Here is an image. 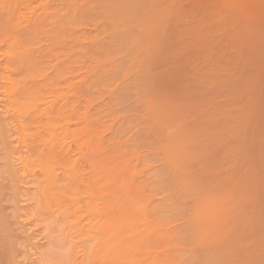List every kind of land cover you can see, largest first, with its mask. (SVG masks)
I'll return each instance as SVG.
<instances>
[{
	"label": "rangeland",
	"instance_id": "1",
	"mask_svg": "<svg viewBox=\"0 0 264 264\" xmlns=\"http://www.w3.org/2000/svg\"><path fill=\"white\" fill-rule=\"evenodd\" d=\"M44 1L46 0H31V6H36L37 3L39 4ZM142 1V7L139 6L142 4L140 3L141 1H138V6L140 8L147 7L148 9L146 10H150V13L153 12L152 17L154 16L157 19H161L160 16L164 15V18L167 16V19L170 21L171 31L169 33L168 30L170 29H165V27H169V25H164L165 19L163 17L162 20L158 19L159 22L164 20L163 25L165 27L163 28L165 31H168V33L166 34V32L163 31L162 35L160 32L159 35L161 34L162 37L156 33V38L159 36L156 43L154 42L155 36L152 37L153 34H151L155 32L150 30L151 33L149 34V38H152L154 44H151L152 41L149 40L147 35L146 39L149 41L145 40L144 37L141 38L145 35L144 33L141 35V31H139L142 21L139 23V19H137L138 22L136 23L134 16L137 14L135 13V15L132 16L134 12L137 11L132 12L133 14L131 13V16L128 14L129 17H122L120 14L112 12L113 10L106 11V7L105 11H103L100 8L101 2L94 4L91 3L92 0H81L77 3L80 5L77 7L78 11H75V15L70 12L73 17L68 16V20L64 19L67 25L73 24L77 26L78 24L82 30L86 29L85 31H88L89 35L96 34V36L93 35L95 38L99 33H96V29L102 27L101 25L104 22L109 23L108 25L105 24L107 30L104 29L105 32L102 31V34H104H101V37L99 36L100 39L97 37L96 41H94V37L92 38L90 36L95 42L91 41L93 42L92 44H90L89 40H91V38H89V35L85 34V36H83L81 32L78 34L79 31L76 32L75 30L76 34H74L73 31L74 36L80 38L79 41H81V44H75L80 43L75 40L74 44L82 45L84 49L79 48L80 46L77 47L73 45L70 52H74V55H72L71 58H74L76 52L79 51L78 49L86 53L87 56L84 55L85 57H88V55L91 57V59L88 57L90 60L84 57L86 61H81L85 64L83 63L80 69V64H78V62L80 59L83 60V56L80 54V56H82L80 58L78 55L81 50L77 52V56L80 59L76 63L81 71L78 74L75 73V79L78 81L85 75L93 79L92 72L95 74V76L93 75L95 79L98 76L96 81H94L95 79H91L92 81H89L90 79L87 80V88L89 89L87 90L88 92L94 93L96 98L93 97L92 100H98L99 102L93 105V109L99 108L100 106V108H103L105 105L109 106L113 103L112 107H117L121 115L119 119L115 121L114 125L116 124L115 126L119 128L118 124H121L120 127L122 126V129L126 128L124 124H129L128 126L130 127L128 128L127 126L128 130L126 128V134L122 137L123 144L120 147V151L116 153L118 158L113 162H105L97 166L98 176L96 180L100 182L97 186L105 193L104 202L112 204V202L118 201L121 203L119 211L111 210L109 215L115 216V219L120 216L121 222L110 223L111 225L109 228L105 230L101 229L100 231L95 230L88 232L83 228L81 232L83 234L81 236L85 237L86 240L90 242V246L86 244L84 251H92L93 247L102 239V246L105 249L110 248L108 246L112 245V243L122 246V251L119 254L116 256L112 255L110 258L107 257L106 259L108 261L111 258H115V262L119 260V264L122 262L124 264H129L126 258L127 255L129 257L132 255L133 261L136 264H219L218 262L221 261V263H224V260L221 259V261H219L216 259V256H218L217 250H219V247L225 245L226 252L224 251V255L228 258V264L231 259L234 260L235 258L237 259V257L240 258V256L242 258H246L247 256L250 257H247L246 263L244 262L245 258L242 259L245 264H264V0ZM16 2V6L19 7L17 9L22 10L21 8H23L25 0H16ZM135 4V7H137V3ZM11 5L12 2H10V0L6 1L4 5H0V39L3 40L1 50H4L3 56L0 55V73L4 71L1 69L2 57L3 62L8 63V60H10L12 56V53L7 48L10 31L8 28L2 27V25L5 26L7 24V22L3 21L2 15L4 11L8 10V8L10 9ZM134 5L132 7H134ZM91 11L92 13H95V11L98 13L101 12V14L100 16L97 15V18L92 15L88 18L86 12L89 15ZM77 12L78 14H76ZM67 14L65 15L67 16ZM30 16L31 20L29 24L22 29L23 31H20L21 38H25L24 42H26L25 44L23 43L24 45L20 48L21 54L24 56L25 60H23L24 58L22 59L23 63H20V66H18L19 70L18 67H16L17 75H15L13 79L20 81L21 84L22 81V83L26 81L24 80L25 78L29 81L28 78L35 73H39L42 76V73L44 75V72L46 73L48 70V74L46 73L44 77L48 75L47 77H57L60 80L63 79L67 75L64 71L59 72L57 75L55 71H53L55 68L52 67V65L56 63V59L52 60L49 65L48 63L50 61H48L46 59L47 56L42 53H44V51L46 52L48 44L54 42H51L49 38H52V40L59 39L60 42V38H63L61 36H66V34L61 35L62 32H65L62 30L65 27L62 26L66 24L63 23L62 25V23H60L62 29L59 26L55 27V22H60L59 16H57L59 17L57 19L55 16L51 17L50 14L44 15V13ZM63 16L61 17L63 18ZM143 17L146 18L145 16ZM123 18L125 20L127 19V23ZM167 19L166 22L168 23ZM62 20L63 19H61V21ZM153 20H155V18H153ZM53 24L54 26H52ZM137 24L139 25L136 29ZM155 24L151 25L154 26ZM43 25L44 27L42 28ZM144 27L141 26L140 28L141 30L143 28V31L146 30L145 32H147L149 29H145L146 27ZM154 27H152V30L157 28ZM72 28L74 29L73 26ZM76 30H78V27ZM91 30H93V33ZM157 30L158 29H155V31ZM43 31L47 33L46 36H44L46 39L42 37ZM34 33L36 34L35 36H33ZM164 33L165 35L170 34V37L165 36ZM138 36L141 38H139L140 41L143 39L142 43L143 45L146 44V46L144 45L140 48L139 46H135L137 44H135V42L138 41ZM31 37H35L36 40H29ZM68 38L72 39L73 37L70 35ZM106 38L108 39L106 40ZM27 39L28 41H26ZM65 40H68L67 36L64 37V41L62 40L63 44L57 41L60 45H58L57 42V45H54V43L53 45L62 47L66 42ZM144 40L147 43H144ZM70 41L69 43L66 42L69 44V48L71 44ZM138 43L141 42L138 41ZM65 46L66 44L63 47ZM144 47H146L145 50ZM62 48L61 50H63ZM65 49L67 50V48ZM61 50L60 52H62ZM138 51L147 53H141L139 55ZM70 52L67 53L69 54ZM65 53L64 55L67 54ZM136 53L140 57H138ZM43 56H45V58ZM58 57L61 58V62L58 61L65 66V59L62 62V58L64 57H62L61 53ZM141 58H145L146 61L143 59L140 60ZM73 61L75 62V60ZM66 63L68 64V62ZM138 63H141L139 64L140 66ZM26 65L27 67H25ZM85 65H88V67ZM46 68L50 69L46 70ZM124 73L127 74L124 75ZM39 74L37 75L39 76ZM89 74H91V76H89ZM38 76H35L36 79ZM46 78L42 76V82H44ZM37 80H40V78ZM37 80H35V82H37ZM26 83L27 85L25 86L29 87H27V90L25 89L24 99L22 98L23 100H20H22L23 103H27L30 108V106L35 103L32 99L38 94L34 90V88H36V86H34V81L30 80ZM31 84L34 85L30 86ZM31 88H33V90ZM10 90L11 86L7 83H2L0 80V92H9ZM57 90L60 94L63 93L66 90L64 84L61 83L56 87L55 91ZM103 92L107 93L104 94ZM121 96L122 99H119ZM11 100L10 105H13L16 100L14 102ZM101 103L105 105L103 106ZM4 104L5 100H0V105L4 106ZM10 107L8 106V110ZM31 109H33V107ZM33 112L32 110V113L29 112L25 117L26 126L24 125L25 132H23L22 140L26 142H30V136L33 133L32 128H27L28 121H30L29 118ZM6 116H8V113H6ZM1 117L0 115V118ZM2 118L4 119V117ZM148 121H150V123ZM59 122L60 124H64L61 120ZM34 124L36 125V123ZM106 124L109 125L111 122H107L106 120L105 125ZM154 125L156 127H154ZM117 127L113 128L116 129ZM1 139L2 138H0V140ZM2 140V143L0 142L1 144L5 142L4 139ZM7 141V144L11 142L10 140ZM7 144L6 146L8 148L11 144ZM3 147L0 146V149ZM224 151L229 155L226 156L225 154L226 158L222 154ZM234 152L238 153L239 159L230 157ZM35 154L36 157L31 153L26 157L24 156L20 164L16 165L17 168L15 167L16 161L13 158L12 160L14 161H11L13 164L10 162V165H14L11 166L14 170L10 167L12 172H15V168L18 169V172H15V174L13 172V174H17L16 176L19 177V180L16 178L18 181H15L16 185L14 189L17 188L16 193L15 190L13 191L16 194L14 196L15 199L13 198L12 202L8 203H12V206L7 209L10 215L9 221L14 220V217L16 218L17 215L18 218L20 216L19 220L22 217L24 220L23 224H27L26 226L24 225L26 231L24 230L21 235L25 237V234H27V236L33 234L32 238L36 237L37 239L33 241L30 240V244L32 243L35 250L31 249L32 246L28 249L31 250V252L24 249L26 252H29V256L32 258L28 257V252L26 255L24 251L21 252L22 254L20 253L21 255L19 254L17 261L20 260L21 262L19 261L18 263H23V260L27 264H29L28 262L31 264L33 260L35 262H33V264H66L64 255H66L69 245L67 235H65V233L61 234V218L59 217L62 216L58 215L60 213L63 215L62 212L64 211L60 209L61 211L59 212V210H57L58 207L54 205L55 208L52 206V209H56L55 211H50L51 209H48L49 206L47 203L51 204V196L57 193V190L49 189V180H51L53 174L44 172L46 171L45 166L43 163L41 166L38 164V154L37 152ZM221 155L225 159H221ZM130 156H140L139 158H143V160L146 156H151L150 158L155 157V160L149 161L148 163L140 159L138 161L134 159L133 161H129L127 158H130ZM150 158L149 160H151ZM166 158L168 159L166 160ZM0 163L2 169H6L4 163ZM182 166H184V168ZM40 169H42V172ZM164 169H166V172ZM223 169L234 174L233 180H231V177L225 179L226 184L223 183V187L226 185V189H228L226 192H230V195L232 191H235V194L229 196L224 202L222 201L224 194L216 190L219 184L221 187L220 182L223 179L220 173ZM85 171L88 172L89 170L86 168ZM228 171H226L227 174L229 173ZM226 172L223 170L222 175H225ZM56 174H59V172ZM183 175L186 177L188 176V178L191 177L190 179L199 177L201 178V183L203 182L207 187H212L211 190H208L210 188L206 189L205 186H200L197 182V185L192 183L193 186L195 185L194 189L198 188L200 190L199 192L194 190V192L203 193V191H205L200 195L202 203L199 206L193 205L191 208L185 206L186 204H190L191 206L192 201L197 202L198 200L196 199L197 196L191 193H189V196H186L188 194L187 190L184 191L186 178ZM249 177H261V181L256 183L257 185H254L251 181L252 179L250 180ZM143 180H147V185L145 186L147 195H143L138 189V185L140 186ZM199 180L200 179H198V181ZM179 181L183 183L181 186ZM187 181L189 182V179H187ZM60 182L61 181L57 179L56 184H60ZM10 186L11 185L7 187ZM83 189H88L92 192L93 189L97 188L92 185L86 186V188H83L81 185H75V187L73 186L70 192H66L67 194L64 196L67 199H73L72 201L77 200V203H79L80 200L83 206L94 199L90 198L91 196L87 197L88 195L86 194L80 195ZM59 194L60 192L58 195ZM150 194L154 195L151 200L148 199V195ZM82 195L85 197L83 198ZM64 196L62 195L65 199ZM72 196L77 199H74V197L72 198ZM184 196L187 199H185ZM236 217L240 218V220H238L239 222L237 221L238 224H236L237 229L235 228L236 230L234 229V231L229 234V237H222L219 227L221 222L229 223ZM191 219H194L193 222ZM189 223H192L190 224L192 225L191 227ZM83 224L84 221L82 225L78 223L76 227L81 228ZM199 228L200 231H197ZM20 230L23 231L22 229H19V231ZM57 230L59 233L56 232ZM19 231L16 230L14 234L16 235ZM198 232H201L202 236H200ZM36 233L37 235H34ZM195 234L203 237L200 238L202 242L198 240L199 243H197L198 241L196 242L195 239L197 243L195 244ZM45 236H47L48 239H46ZM54 236L57 237L56 240H54ZM139 236L144 237L146 242L140 240ZM23 237L22 239H24ZM20 238L21 237L18 239L20 240ZM53 240L54 242H52ZM182 241H184V243ZM192 241L193 244H190ZM167 242H169V244L171 243V250L163 246V244ZM39 249H41V251H39ZM240 251L244 253L243 256L242 254L240 256L237 255ZM150 253L156 254L155 257H153L156 258L155 262L151 260L152 258H142ZM193 257L195 259H191ZM37 258H39L38 262H36ZM164 260H169L170 262L166 263ZM236 261L240 262L241 260L237 259ZM242 261L237 263L244 264ZM237 263H235L234 260L232 264Z\"/></svg>",
	"mask_w": 264,
	"mask_h": 264
},
{
	"label": "bare ground",
	"instance_id": "2",
	"mask_svg": "<svg viewBox=\"0 0 264 264\" xmlns=\"http://www.w3.org/2000/svg\"><path fill=\"white\" fill-rule=\"evenodd\" d=\"M8 1V0H0V5H4L5 2ZM78 1H81V0H46L44 2H40L39 4L37 3L36 6H31V0H25V4L23 5V8H21L22 10H19L17 8H19L17 5V2L16 0H10V2H12V5L10 7V9L8 8V10L4 11V14L2 15V19L4 22H7V24L5 26L2 25V27H6L9 29L10 31V36H9V43H8V46L7 48L9 49V51L12 53V56L10 58V60H8V63H5L3 62V57H2V65H1V69H3L4 71L0 73V80L2 83L4 84H9L11 86V90L9 92H0V100H5V104L4 106L0 105V115L2 117H4V119L0 118V138L2 139H6L4 143L7 144V140H10L11 142H9L8 144H11L8 146H6V144H1L2 143V139L0 140V146L3 147L0 149V162L4 163V165L6 166L5 168L6 169H2V167L0 166V264H25L26 262L22 260L23 263H18L20 260L17 261V257H19V254L21 252H26V250L24 249H30L31 246H32V243L30 244V240L33 241L34 239H36V237L32 238V235L33 234H30V236H27V234H25L26 236L23 237V234L22 232H24V225L26 226L27 223H24V220L21 219L22 221L19 220V218L16 216V218L14 217V220H11L9 221V218H10V215L8 214L7 212V209L12 206V203L11 204H8L10 202H12V199L14 198L15 199V193H16V189H14L15 185H16V180L18 179L19 180V177L14 175L15 172L17 173L18 169H16V165H19L20 162H21V159L25 156H28L30 155V153L32 155H34L36 157V152H37V162L38 164L41 166V164L43 163V165L45 166V170L44 171L45 173H50V174H53V176L51 177V180H49V189H56L57 190V193L55 194H52L51 196V199H52V202L51 204L47 203V205L49 206L48 209L50 211L52 210H56V209H52V206H57L59 210V212L62 210L64 212L63 215L58 214L59 216H62V217H59L61 218V226H60V231H61V234L62 233H65V235H67V240H68V250L66 252V255H64L65 257V263L66 264H119V260L115 262V258H111L110 260H106L107 257L110 258V256L112 255H117L119 254L121 251H122V246H118L116 243H112V245H109L108 249H105L103 246H102V239L101 241H99V243L93 247V250L92 251H84V248L86 247V244L89 245L90 242H88L86 240L85 237H82L81 235L83 233L82 232V229H86V231H100L101 229L102 230H105L106 228H109L110 227V223H120L121 222V217L118 216L117 219H115L114 217L115 216H110L109 213L111 210H116V211H119L120 207H121V203H119L118 201H115V202H112L111 203H106L104 202V196H105V193L100 189V187H98L97 185L100 184L99 180H96V177L98 176V168L97 166L99 165H102L103 163L105 162H113L116 158H118L116 155L117 152L120 151V147L122 146L123 144V140H122V137L126 134V128L129 124H124L126 125V128L125 129H122V126L120 127L121 124H118L119 128L117 126L114 125L115 121L117 119H119V117L121 116L120 113L118 112L119 109L116 107H112L113 103H111L109 106L108 105H105V104H102L104 107L103 108H95L93 109V105L97 102V101H93V97L95 98L94 96V93L92 92H88V88H87V80L90 79L89 77H87L86 75L85 76H82V78H80L78 81L75 79V73H79L81 70V67H82V64L84 62H81V61H86V59L90 60L91 57H85L84 55H86V53H83V51L81 49H84L82 48V45H75V44H81V41L80 38H76L74 36V34H76L77 31L78 34L81 32L83 36H85V34L89 35V32L88 31H84L79 27V25L77 24L76 25H73V24H68L67 25V22L65 23L64 22V19H67L68 20V16H71L73 17V15H75V11L78 9V5L80 4H77ZM137 3V7L136 4L134 3ZM92 0L91 3H94V4H97L99 2H101V6L100 8L105 11V7L107 8L106 11H109V10H113L112 12H115V13H118L120 14L122 17H127L128 14H130L129 16H131V13L134 12V11H137V12H134V14L132 16L135 15V13L137 15L134 16L135 18V22L137 23L139 19V23L142 21V23L140 24L142 27H146L148 24V28L144 27L145 29H149V33L148 31L145 32L146 30L143 31V28L141 30V26L139 27V31H141V35H143V33L145 35H143L141 38L144 37L145 40H148L146 39L147 36L149 38V34L151 33V31L155 32V33H151L153 34L152 37H154L157 33V35H159V33L161 32V34L163 35V31L166 32V34L170 33L171 31V26H170V21L169 19H167V16L166 18H164L165 16L164 15H161V19L158 18L159 20H162L163 18L165 19V24L163 21L159 22V20L156 18V17H152V13H150L149 11L150 10H146L148 9L147 7H143V8H140L142 7L141 5H143V1L142 0ZM138 1L142 4H140L138 6ZM104 3V4H103ZM149 3V2H148ZM169 3V2H168ZM184 3V2H183ZM93 4V6H94ZM106 4V5H105ZM135 4V5H134ZM147 4V3H146ZM109 5V7H108ZM134 5V7H132ZM103 6V7H102ZM161 6V5H160ZM171 6V5H169ZM183 6V5H182ZM181 6V7H182ZM89 8V7H87ZM91 8V7H90ZM104 8V9H103ZM110 8V9H109ZM170 8V7H169ZM135 9V10H134ZM71 10V11H69ZM100 10V11H102ZM167 10V9H166ZM78 11V10H77ZM146 11V12H145ZM148 11V12H147ZM69 12V13H68ZM70 12L73 13V15L70 14ZM39 13H44L45 14H50L51 17L52 16H55L56 19L59 18V21L60 22H57L59 24H57L55 22V27H60V23H65L66 25L62 26V27H65V28H61L63 31L65 32H62L61 35L63 34H66L67 36V39L70 41V48H69V41L68 40H65L66 42L68 43H64V45L66 44L65 47H58L57 46H54V45H57V43L59 42V39L55 40L52 38L50 39L49 37V40L52 42V44H48V46L46 47V52L44 51V53H42L43 55L47 56L46 59L48 61H50L48 64L50 65L51 61L52 60H55V64L52 65V67H54L55 69L53 71H55V74L57 75L59 72L61 71H64L66 75V77H64L63 79H58L57 77L56 78H53V77H47L48 75H46L44 77V75L49 71L48 69L50 68H46V70H48L46 73L44 72V75L42 73V76L43 78H46L44 80V82H42V76L39 74V73H35L34 75L35 76H38L37 74H39L38 78H40V80H37L36 77L33 75V76H30L29 81H34L35 85L34 84H31L30 86H36V88H34V90L37 92V96H34V98L32 100L35 101V103L30 106H28L27 103H23L22 100L24 99V96H25V91L27 90V87L29 86H25L27 85L26 82H29L27 80V78H25L24 80V83L21 82L20 84V81H17L16 79H13V77H15L16 72H17V68L18 66H20V63H23L22 61L25 60L24 56L21 54V51H20V48L21 46H23L26 42H24L25 38H21V30L27 25L29 24L30 20H31V16L30 15H35V14H38ZM69 15H68V14ZM97 13V14H96ZM151 15H150V14ZM67 14V16L65 15ZM78 14V12L76 13ZM88 18L89 16H95L97 18V15L100 16L101 12H96L95 13L91 11V13L89 12V15L88 13L86 12ZM85 14V15H86ZM94 14V15H93ZM96 14V15H95ZM144 14V15H143ZM147 16H146V15ZM149 14V16H148ZM159 14V13H158ZM64 15V16H63ZM59 16V17H57ZM63 16V18L61 17ZM77 16V15H76ZM86 16V17H87ZM115 16V15H114ZM128 16V17H129ZM139 16V17H137ZM143 16H145L146 18H144ZM65 17V18H64ZM67 17V18H66ZM118 17V16H116ZM163 17V18H162ZM102 18V17H101ZM153 18H155V20H153ZM61 19H63L61 21ZM75 19V18H74ZM80 19V18H79ZM111 19V17H110ZM124 19V18H123ZM141 19V20H140ZM156 19H157V22H156ZM166 19L168 20V23L166 22ZM8 20V21H7ZM105 20V19H104ZM119 20V19H118ZM122 20V19H121ZM125 20V19H124ZM130 20V19H129ZM132 20V18H131ZM33 21H36V20H33ZM32 21V22H33ZM58 21V20H56ZM89 21V20H88ZM153 21V22H152ZM125 22L127 23V19L125 20ZM156 24H155V23ZM49 24V22H48ZM57 24V25H56ZM102 24V23H101ZM105 24H109V23H106L104 22L101 26L102 27H99L96 29V33H99L97 34L98 38L99 36L101 37L103 34H102V31L105 32L104 29L107 30V26ZM111 24V23H110ZM145 24V25H144ZM153 24H155L154 26L157 27L155 28L154 26H152ZM169 25V27H165L164 25ZM71 27H70V26ZM131 25V24H130ZM139 24H137L136 26V29L138 27ZM157 25V26H156ZM159 25H163V26H159ZM47 26V25H45ZM54 26V24L52 25ZM67 26V27H66ZM72 26L74 27V29L72 28ZM84 26V25H83ZM159 26V27H158ZM32 27V26H31ZM40 27V26H39ZM44 27V25L42 26V28ZM76 27V28H75ZM78 27V30H76ZM87 27V26H86ZM106 27V28H104ZM127 27V26H126ZM152 27H154L155 29H158L157 31L152 30ZM162 27V28H161ZM167 29L169 28L170 30L168 31H165L164 28ZM30 28V27H29ZM37 28V26H36ZM35 28V29H36ZM49 28V27H47ZM122 28V27H121ZM124 28V27H123ZM27 29V28H26ZM60 29V30H61ZM80 29V30H79ZM89 29V28H87ZM128 29V28H127ZM160 29V30H159ZM33 30V29H32ZM61 30V31H62ZM76 32H75V31ZM82 30V31H81ZM115 30V28H114ZM130 30V29H129ZM151 30V31H150ZM23 31V30H22ZM28 31V30H27ZM40 31V30H38ZM73 31H74V34H73ZM138 31V32H139ZM159 31V32H158ZM45 31H43L42 33V37L46 36V32L44 33ZM85 32V33H84ZM88 32V33H87ZM91 32L93 33V30H91ZM123 32V31H122ZM38 33V32H37ZM109 33V32H108ZM77 34V35H78ZM102 34V35H101ZM140 34V33H139ZM138 34V35H139ZM159 35L162 37V35ZM27 35V34H26ZM36 34L34 33L33 36H35ZM70 35H72V39L68 38ZM94 35V34H93ZM92 34L89 35V38H93L94 36H96V34L93 36ZM139 35V36H141ZM147 35V36H146ZM156 35V36H157ZM165 35V33H164ZM28 36V35H27ZM65 35L64 36H61L63 38H60L61 41L59 42L60 44H63L62 40L64 41V37H66ZM91 36V37H90ZM128 36V35H127ZM138 36V41L139 42H143V39L140 41V37ZM146 36V37H145ZM156 36L154 37L155 39V43H156V40H158L157 38H159V36L156 38ZM165 36H169L170 37V34L169 35H165ZM163 36V37H165ZM76 39H75V38ZM96 37V38H97ZM105 37V36H104ZM133 37V36H131ZM160 37V38H161ZM20 38V39H19ZM29 38V37H28ZM45 38V37H44ZM53 38H54V35H53ZM56 38V37H55ZM58 38V37H57ZM88 38V40H89ZM89 40L90 41V44H92L94 41H96V38L94 37V41L92 40ZM140 38V39H139ZM151 38V37H150ZM149 40L152 41V38ZM168 38V37H166ZM36 40V38H30L29 40ZM46 39V38H45ZM84 39V38H83ZM87 39V38H86ZM100 39V38H99ZM108 38H106L107 40ZM115 39V38H114ZM124 39V38H123ZM135 39V37H134ZM21 40V41H20ZM75 40H77L76 42H80V43H75ZM98 40V39H97ZM121 40V39H120ZM137 40V39H136ZM144 40V43L146 42ZM148 40V41H149ZM28 41V39L26 40ZM58 41V42H57ZM93 41V42H91ZM128 41V40H127ZM132 41V40H131ZM135 41V40H134ZM138 41L135 42V46L139 48L141 46H146V44L143 45V43H138ZM30 42V41H29ZM57 42V43H56ZM108 42V41H107ZM153 42V41H152ZM151 44H154V42ZM24 43V44H23ZM32 43V42H31ZM54 43V45H53ZM58 43V45H60ZM75 43V44H74ZM95 43V42H94ZM105 43V42H104ZM147 43V42H146ZM0 55L3 56L4 54V50H1L2 49V46H3V40L0 39ZM22 44V45H21ZM68 44V45H67ZM84 44V43H83ZM89 44V42H88ZM150 44V43H149ZM53 45V46H52ZM73 45L81 48V49H78L79 51V57L81 58L83 56V60L78 58L77 56V52H76V57L74 56V58L71 56L74 55V52H70L71 50V47L73 48ZM100 45V44H99ZM120 45V44H119ZM74 46V47H75ZM91 46V45H90ZM104 46V45H103ZM112 46V45H110ZM95 47V46H94ZM130 47V46H129ZM155 47V46H154ZM153 47V48H154ZM61 48L63 50H61ZM67 48V50L65 49ZM69 48V49H68ZM117 48V47H116ZM91 49V48H90ZM125 49V48H124ZM137 49V48H136ZM146 49V47H144V50ZM148 49V48H147ZM156 49V48H155ZM60 50L62 52H60ZM66 50V51H64ZM94 50V49H93ZM42 51V52H43ZM89 51V49H88ZM126 51V50H125ZM34 52V51H33ZM67 52H70L69 54L66 53ZM85 52V51H84ZM139 52V51H138ZM137 52V53H138ZM60 53L62 55V62L64 60V65L63 66V63H60L61 62V58H59L58 56H60ZM63 53V54H62ZM64 53L66 55H64ZM136 53V54H137ZM141 53H145L144 51L142 52H139V55ZM147 53V52H146ZM145 53V54H146ZM35 54V53H34ZM33 54V55H34ZM71 54V55H70ZM80 54L82 56H80ZM91 54V53H89ZM93 54V53H92ZM154 54V53H152ZM64 55V56H63ZM130 55V54H129ZM138 55V54H137ZM138 55V57H140ZM45 56H43L45 58ZM87 56V55H86ZM143 56V54H142ZM35 57V56H33ZM53 57V59H52ZM58 57V58H57ZM67 57V58H66ZM86 59H85V58ZM128 57V56H127ZM145 57V55H144ZM147 57V56H146ZM24 58V59H23ZM51 58V60H50ZM77 60H76V59ZM23 59V60H22ZM80 59V63L78 62V60ZM85 59V60H84ZM132 59V58H131ZM143 58H141L140 60H142ZM27 60V59H26ZM30 60V59H29ZM36 60V59H35ZM60 62H59V61ZM75 60V62L73 61ZM145 60V58L143 59ZM146 61V60H145ZM68 62V64L66 63ZM78 62V64H80V69H79V66L78 64L76 63ZM88 62V61H87ZM120 62V61H119ZM152 62V61H151ZM62 64V65H61ZM85 64V63H84ZM119 64V63H118ZM141 64V63H138V65ZM61 65V66H60ZM91 65V64H89ZM63 66V67H62ZM86 66V65H85ZM92 66V65H91ZM132 66V65H131ZM140 66V65H139ZM145 66V65H144ZM27 67V65L25 66ZM46 67V65H45ZM49 67V66H47ZM88 67V65L86 66ZM119 67V66H118ZM127 67V66H126ZM94 68V67H93ZM128 68V67H127ZM140 68V67H139ZM143 68V67H142ZM23 69V68H22ZM39 69V68H38ZM42 69V68H41ZM77 69V70H76ZM89 69V68H88ZM126 69V68H125ZM137 69V68H136ZM18 70H19V67H18ZM21 70V69H20ZM124 70V69H123ZM67 71V72H66ZM87 71V70H86ZM118 71V70H116ZM125 71V70H124ZM137 71V70H136ZM42 72V71H41ZM51 72V71H50ZM109 72V71H108ZM133 72V70H132ZM138 72V71H137ZM140 72V71H139ZM110 73V72H109ZM130 73V72H128ZM19 74V73H18ZM48 74V73H47ZM76 74V75H77ZM84 74V73H83ZM106 74V73H105ZM127 74V73H124V75ZM95 74L92 72V77L93 79H95ZM117 75V74H116ZM121 75V74H120ZM123 75V73H122ZM138 75V74H137ZM89 76H91V74H89ZM106 77V76H105ZM122 77H125V76H122ZM98 78V76L96 77V79ZM102 78V77H101ZM108 78V77H107ZM75 79V80H74ZM92 79V78H91ZM89 80V81H92V80ZM96 79L94 81H96ZM122 79V78H121ZM35 80H37V82H35ZM100 80V79H99ZM125 80V79H123ZM146 80V79H145ZM94 81H93V84H94ZM110 81V80H109ZM108 81V82H109ZM112 81V80H111ZM141 82V81H140ZM143 82V81H142ZM64 84L65 86V91L63 93L60 94V92L57 90L55 91L56 87H58L60 84ZM92 83V82H91ZM98 83V82H96ZM159 83V82H158ZM99 84V83H98ZM142 84V83H141ZM140 84V85H141ZM100 85V84H99ZM160 85V84H159ZM158 85V86H159ZM63 86V85H62ZM61 86V87H62ZM96 86V85H95ZM21 87V88H20ZM25 87V88H23ZM90 87V86H89ZM92 87V86H91ZM98 87V86H97ZM147 87V85H146ZM24 90H23V89ZM94 88V87H92ZM99 88V87H98ZM141 88V87H140ZM144 88V87H143ZM142 88V89H143ZM26 89V90H25ZM33 90V88H31ZM88 89V90H87ZM103 89V87H102ZM101 90V89H100ZM105 90V89H104ZM29 91V90H28ZM93 91V90H92ZM99 91V90H98ZM103 91V90H102ZM101 91V92H102ZM145 91V89H144ZM143 91V92H144ZM95 92V91H94ZM147 92V91H146ZM42 93V95H41ZM99 93V92H98ZM104 93V92H103ZM102 93V94H103ZM107 93V92H106ZM104 93V94H106ZM36 94V93H35ZM100 94V93H99ZM103 94V95H104ZM92 95V96H91ZM98 95V94H97ZM102 95V96H103ZM123 95V94H122ZM140 95V94H139ZM158 95V94H157ZM91 96V97H90ZM124 96V95H123ZM127 96V95H126ZM12 100H11V98ZM31 97V96H30ZM140 97V96H139ZM148 97V96H147ZM163 97V96H162ZM23 98V99H22ZM99 98V97H98ZM136 98V97H135ZM161 98V97H160ZM164 98V97H163ZM22 99V100H20ZM96 99V98H95ZM103 99V98H102ZM119 99H122V96L121 98ZM141 99V98H140ZM162 99V98H161ZM10 100L12 102H14L16 100V102L13 103V105H10ZM31 100V101H32ZM167 100V99H165ZM8 101V102H6ZM22 103H21V102ZM101 101V99H100ZM117 101V100H116ZM119 101V100H118ZM157 102V101H156ZM147 103V102H146ZM145 103V105H146ZM161 103V101H160ZM165 103V102H164ZM169 103V102H167ZM158 104V103H157ZM96 105V104H95ZM161 105V104H160ZM158 105V106H160ZM8 106L10 107V109L8 110ZM111 106V107H110ZM165 106V105H164ZM33 107V109H31ZM120 107V106H119ZM131 107V106H130ZM124 108V107H123ZM121 109V108H120ZM129 109V108H128ZM137 109V108H136ZM160 109V108H158ZM165 109V108H164ZM32 110L34 111L33 114L30 116V121H28V126L27 128H32L33 129V133L31 134L30 136V142H26L24 140H22V136H23V132H25L24 130V125L26 124V115L31 112L32 113ZM123 111H125L124 109H122ZM127 110V109H126ZM133 110V109H132ZM160 111V110H159ZM164 111V110H163ZM6 113H8V116H6ZM161 113V112H160ZM30 115V114H29ZM135 117V116H134ZM129 119V118H128ZM127 119V120H128ZM149 119V118H148ZM164 119V118H163ZM28 120V119H27ZM63 121L64 124H60L59 121ZM107 120V122H111V124L109 125H105V121ZM123 120V119H121ZM137 120V119H136ZM41 121H42V124H41ZM132 121V120H131ZM145 121V120H144ZM151 121V120H150ZM150 121H148L150 123ZM119 122V121H117ZM123 122V121H122ZM143 122V121H142ZM162 122V121H161ZM36 123V125L34 124ZM80 125H79V124ZM125 123V122H124ZM147 123V122H146ZM159 123V122H158ZM78 124V125H77ZM161 124V123H160ZM65 125V126H64ZM114 125V126H113ZM146 125V124H145ZM148 125V124H147ZM152 125V124H151ZM26 126V125H25ZM158 126V125H157ZM113 127H117L116 129H114ZM154 127H156L154 125ZM153 127V128H154ZM165 127V126H164ZM163 127V128H164ZM26 128V127H25ZM128 128H130L128 126ZM127 128V130H128ZM159 128V127H158ZM150 129V128H149ZM148 129V130H149ZM152 129V128H151ZM157 129V128H156ZM155 129V130H156ZM144 130V129H143ZM27 131V130H26ZM146 131V130H145ZM149 132V131H148ZM157 132V131H156ZM154 132V133H156ZM143 135V134H142ZM144 137V136H143ZM138 138V137H137ZM140 140V139H139ZM143 140V139H142ZM141 140V142H142ZM160 140V138H159ZM7 141V142H6ZM126 141H127V138H126ZM132 142V141H131ZM140 142V144H141ZM126 143V142H125ZM7 144V145H8ZM139 144V142H138ZM145 144V143H144ZM142 144V145H144ZM147 144V143H146ZM141 145V146H142ZM6 146V148H5ZM132 147V146H131ZM137 147V145H136ZM125 148V146H124ZM126 150V148H125ZM123 152V151H122ZM125 153V152H124ZM222 153V152H221ZM121 154V153H120ZM223 156L225 157V154H226V151H224L223 153ZM126 155V154H125ZM137 155V154H136ZM120 156V155H119ZM132 156V155H131ZM130 158H127L129 161L133 159L135 161H138L139 159L140 160H143V158H139L140 156H134V157H131ZM177 156V155H176ZM226 156H229L226 154ZM236 156V157H235ZM121 157V156H120ZM151 156L149 157H145L143 161H145L146 163H148L149 161H152V160H155L153 158H150ZM167 157V156H166ZM222 157L221 155V159L224 158ZM231 158H234V159H239V155L237 152H234V154H231L230 156ZM12 158L16 161L15 163V172L13 174L12 170H14L11 166H14V165H10V162L11 161H14L12 160ZM73 158V159H72ZM123 158V157H122ZM149 158L151 160H149ZM160 158V157H159ZM169 158V157H168ZM166 158V160L168 159ZM226 158V157H225ZM224 158V159H225ZM126 159V160H127ZM148 159V160H147ZM170 159V158H169ZM179 159V158H178ZM187 159V158H186ZM185 159V160H186ZM158 160V159H157ZM180 160V159H179ZM256 161V160H255ZM144 163V162H143ZM145 163V164H146ZM182 163V162H181ZM11 164H13L11 162ZM1 165V163H0ZM167 166V164H166ZM173 166V165H172ZM177 166V165H176ZM12 170H11V168ZM165 167V166H164ZM184 168V166H182ZM186 167V166H185ZM86 168L89 170L88 172L85 171ZM174 169V168H173ZM172 169V171H173ZM169 170V169H168ZM171 170V169H170ZM186 170V169H185ZM184 170V171H185ZM224 172L228 171L226 169H223ZM223 170H221V177H222V181L220 182L221 183V187H220V184L219 186L216 187V190L217 191H221L223 194H224V198L222 199V201L224 202L229 196H233L235 194V191H232L231 192V195L229 194L230 192H226V185L225 187L224 184H226V180L225 179H229L230 177L232 178L231 180H233V173L231 174L229 171V173L227 174V172L225 173V175H222V172ZM233 170V169H232ZM20 171V170H19ZM40 171L42 172V169H40ZM164 171L166 172V169H164ZM57 172H59V174H56ZM100 172V171H99ZM179 172V171H178ZM182 172V171H180ZM20 173V172H19ZM172 173V172H171ZM183 173V172H182ZM185 173V172H184ZM21 174V173H20ZM188 174V173H187ZM224 174V173H223ZM59 177H58V176ZM171 175V174H170ZM177 175V174H175ZM173 175V176H175ZM182 175V174H181ZM179 175V176H181ZM165 176V175H164ZM168 176V174H167ZM172 176V175H171ZM185 176V175H183ZM229 176V177H228ZM21 177V175H20ZM166 177V176H165ZM225 177V178H224ZM235 177V176H234ZM17 178V179H16ZM173 178V177H172ZM184 178V177H183ZM186 185L184 186L185 187V190H187V195L186 196H189V193L193 194V195H196V199L198 200L197 202L196 201H192L191 203V206L190 204H186L185 206L189 208L193 207L194 206H199L202 202L200 199V195L203 194L205 191H203V193H196L194 192V190L196 191H200L198 188L197 189H194V186L192 185L193 184H196L197 183L200 185V186H205L206 189L208 190H211V186L210 187H207L206 185H204V183L200 182L201 181V178H196V179H190L188 178V176L186 177ZM184 178V179H185ZM250 180L252 181V183L254 185H257L256 183L260 182L261 181V177L259 178H256V177H249ZM57 179L60 180V184H56L57 182ZM169 179V178H168ZM181 179V178H180ZM183 179V180H184ZM187 179H189V182L187 181ZM198 179H200L198 181ZM248 179V178H247ZM17 180V181H18ZM173 180V179H172ZM175 180V179H174ZM177 180V179H176ZM182 180V181H183ZM249 180V179H248ZM144 181V182H143ZM141 183H140V186L138 185V189L141 191V193L143 195H147V190L145 188V186L147 185V180H143ZM194 181V182H193ZM224 181V182H223ZM24 182V181H23ZM178 182V181H177ZM180 183V186L181 184V181H179ZM187 182H188V185H187ZM197 182V183H196ZM200 182V183H199ZM12 183V184H11ZM14 183V184H13ZM90 183V184H88ZM224 183V184H223ZM145 184V185H144ZM191 184V186H190ZM11 185L10 187H7ZM75 185H81L83 186V188H86V186H95L97 189H93V191H89L88 189H83L82 190V193L80 192V195L83 194V195H88L87 197H90V198H94L90 203H86L84 204L83 206L81 205V201L79 200V203H77V200L75 201H72L73 199H67L64 195L69 193L70 192V189ZM208 185V184H207ZM172 186V185H171ZM188 186V187H187ZM209 186V185H208ZM187 187V188H186ZM159 188V187H158ZM169 188V187H168ZM172 189V188H171ZM179 189V188H178ZM15 190V193L13 192ZM204 190V188H203ZM170 191V190H169ZM60 192V194L58 195V193ZM67 192V193H66ZM77 192V191H76ZM145 193V194H144ZM196 193V194H194ZM233 193V194H232ZM57 194V195H56ZM74 194V193H73ZM77 194V193H76ZM178 194V193H177ZM62 195L65 197V199L62 197ZM78 195V194H77ZM79 195V196H80ZM82 195V196H83ZM75 196V195H74ZM72 196V198L74 197ZM81 196V197H82ZM149 198L148 199H152V196H154L153 194L151 195H148ZM182 196V195H181ZM78 197V196H77ZM85 196H83L84 198ZM185 197V196H184ZM192 197V196H191ZM71 198V197H70ZM80 198V197H79ZM78 198V199H79ZM181 198V197H180ZM74 199H77L76 197H74ZM82 199V198H81ZM185 199H187L185 197ZM195 199V198H194ZM189 201V200H188ZM264 204V203H263ZM262 204V205H263ZM7 206V207H6ZM53 206V207H54ZM257 206V204H256ZM185 207V208H186ZM264 207V205H263ZM6 208V209H5ZM42 208V207H41ZM55 208V207H54ZM180 208V207H179ZM46 209V208H45ZM61 209V210H60ZM183 209V208H182ZM6 211V212H5ZM187 211V210H186ZM2 212V213H1ZM6 214H5V213ZM17 212V211H16ZM179 212V211H178ZM183 212V211H182ZM53 214V213H52ZM182 214V213H181ZM186 214V213H185ZM188 214V213H187ZM16 215V214H14ZM184 216V215H183ZM187 216V215H185ZM18 218V219H17ZM16 219V221H15ZM183 219V218H182ZM192 220V219H191ZM194 220V219H193ZM192 220V222H193ZM240 220L239 217H236V218H233V220L231 222H221V224L219 225L220 227V235L222 237H229V234H231L232 231H234V229L236 228V224L237 221ZM34 221V220H33ZM84 221V224L83 226L80 227H76V225L79 223H81L82 225V222ZM190 221V220H189ZM239 222V221H238ZM192 224V223H189V225ZM192 225H190L191 227ZM114 227H117V226H114ZM27 228V227H26ZM188 228V227H187ZM195 228V227H194ZM194 228H191V229H194ZM19 229H22L23 231H19ZM198 229V228H197ZM237 229V228H236ZM235 229V230H236ZM19 231V233H17L16 235L14 234L15 231ZM26 231V230H25ZM84 231V230H83ZM197 231H200V228L199 230ZM197 231H196V234H197ZM50 232V231H49ZM58 232V230L56 231ZM59 233V232H58ZM200 233V236H202V233L201 232H198ZM49 234V233H48ZM59 234V235H61ZM195 234V235H196ZM34 235H37L34 234ZM204 235V233H203ZM17 238H16V237ZM40 236V235H39ZM42 236V235H41ZM48 236V235H47ZM46 237V239H48ZM199 235H196L195 238H194V242H195V239H196V242L199 240L200 242H202L200 240V238H203V237H200ZM19 237L20 240L18 239ZM22 237L24 239H22ZM59 237V236H58ZM31 238V239H30ZM44 238V236H43ZM187 238V237H186ZM57 237L54 236V240H56ZM88 239V238H87ZM139 239L140 240H143L146 242V239L142 236H139ZM188 239V238H187ZM37 240V239H36ZM35 240V241H36ZM54 240L52 242H54ZM66 240V241H67ZM180 240V239H179ZM183 240V239H182ZM186 240V239H185ZM192 240V238H191ZM190 240V241H191ZM90 241V240H89ZM199 241L197 243H199ZM204 241V240H203ZM50 242V241H49ZM184 243V241H182ZM195 242V244H197ZM40 243V241H39ZM38 243V244H39ZM92 243V242H91ZM182 243V244H183ZM187 243V242H186ZM185 243V244H186ZM190 243V242H189ZM35 244V243H34ZM190 244H193V241L192 243ZM194 244V245H195ZM30 245V246H28ZM176 245V244H175ZM37 246V245H36ZM90 246V245H89ZM93 246V245H92ZM91 246V247H92ZM164 247H167L171 250V243L169 244V242L167 243H164L163 244ZM28 247V248H27ZM40 247V246H39ZM173 247V245H172ZM175 247V246H174ZM195 247V246H194ZM198 247V246H197ZM196 248V247H195ZM32 250L34 249V247L32 246L31 248ZM198 249V248H197ZM217 249V248H216ZM226 249V246L223 245L221 247H219V250H217V255L216 256V259L221 261L224 260V263H221V262H218L219 264H228V258L226 257V255H224V251ZM35 250V249H34ZM38 250V248H37ZM31 252V250H28ZM27 251V252H28ZM39 251H41V249H39ZM195 251V250H194ZM199 251V250H198ZM27 252L25 253L27 255ZM226 252V251H225ZM246 252V251H244ZM22 254V253H21ZM20 254V255H21ZM31 254V253H30ZM235 254V253H233ZM237 254V252H236ZM235 254V255H236ZM242 254L243 256V252L240 251V253L238 252V256H240ZM248 254V253H247ZM24 255V254H23ZM32 255V254H31ZM156 254L154 253H150V254H146L144 257L142 258H152L151 260L153 262H155L156 258H153L155 257ZM192 255V254H191ZM199 255V254H197ZM37 256V255H36ZM189 256V255H188ZM193 256V255H192ZM215 256V255H213ZM225 256V257H224ZM28 257L32 258L31 256H29V252H28ZM190 257V256H189ZM218 257V258H217ZM237 257V256H236ZM248 257V256H247ZM247 257H243L245 258L244 259V262L246 263V259ZM36 258V257H35ZM117 258V257H116ZM127 262L129 261V264H136L133 260V257L132 255H130V257L127 255ZM215 258V257H214ZM235 258V256H234ZM241 256L240 258L237 257L238 260H241L243 259ZM250 258V257H248ZM191 259H195L194 257L191 258ZM213 259V258H212ZM215 259V260H216ZM236 258L234 259L235 260V263H237L238 261ZM28 260V259H26ZM33 260V259H32ZM231 259V261H229V264H232L233 261ZM16 261V262H15ZM31 261V260H30ZM36 261V259H35ZM39 261V258H37V261ZM136 261V260H135ZM166 263L167 262H170L169 260H164ZM187 261V260H186ZM203 261V260H202ZM240 261V262H241ZM21 262V261H20ZM34 260L31 261V264H33ZM188 262H191V261H188ZM196 262V261H195ZM204 262V261H203ZM217 262V261H216ZM238 262V263H240ZM243 262V261H242ZM243 262V263H244ZM30 264V262H28ZM35 263V262H34ZM123 263V262H122ZM120 263V264H122ZM187 263V262H186ZM194 263V261H193ZM201 263V262H200ZM237 263V264H238ZM244 263V264H245ZM27 264V263H26ZM124 264V263H123ZM189 264V263H188ZM207 264V263H206ZM248 264V263H247Z\"/></svg>",
	"mask_w": 264,
	"mask_h": 264
}]
</instances>
